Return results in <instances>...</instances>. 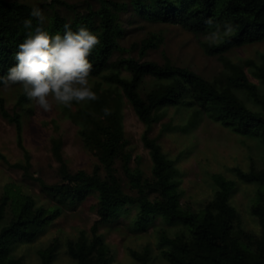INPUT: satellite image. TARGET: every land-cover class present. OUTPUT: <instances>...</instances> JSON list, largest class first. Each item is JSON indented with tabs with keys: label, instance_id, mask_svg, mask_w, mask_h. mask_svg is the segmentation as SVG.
<instances>
[{
	"label": "trees",
	"instance_id": "obj_1",
	"mask_svg": "<svg viewBox=\"0 0 264 264\" xmlns=\"http://www.w3.org/2000/svg\"><path fill=\"white\" fill-rule=\"evenodd\" d=\"M32 7L41 8L46 17L44 28L52 35L63 34L64 24L71 23L74 31L84 26L100 39L89 56L90 88L99 99L73 101L72 107H65L80 126L84 147L98 162L91 171L71 169L64 157V139L57 135L51 139V150L58 162V180L48 183L35 176L32 155L24 145V118L33 114L32 101L15 85L17 100L10 111L8 100L0 95V114L15 125L24 161L12 164L1 151L0 159L22 169L46 195V202H41L21 189L0 193V264H28L24 256L15 254L16 248L35 242L64 208L74 209L91 193L97 197L98 218L88 229L64 239L56 235L42 245L37 250L38 264H54L60 249L70 264H113L114 252L100 228L128 215V205L139 207L131 224L136 232L148 231L157 215H164L169 225L186 226L175 232L159 228L155 246L147 243L129 248L134 264H159L157 257L166 264H264V193L258 192L250 207L259 233L245 226L231 202L236 180L222 173L213 175L216 190L212 198L196 208L183 197L177 165L180 157L170 158L160 143V135L176 126L165 124L160 135L150 134L153 125L166 117L161 109L176 107L193 110L190 122L181 127L184 132L196 128L208 115L238 133L259 136L264 143V53L238 61L229 56L234 48L264 41V0H0V75L16 63L14 54L28 31L22 22L30 18ZM210 17L212 26L205 23ZM138 20L179 25L190 31L204 53L219 60L221 69L206 78L165 53L163 61L151 59L150 52L165 43L162 30L149 32L130 45L122 44L126 24ZM224 22H231L236 31L222 43L210 44L207 34L215 24ZM36 23L33 18L34 27ZM146 79L151 80L145 84ZM126 102L147 126L142 142L150 154V173L140 161L135 159L132 164L134 152L125 130ZM105 107L111 110L108 116L103 113ZM231 170L239 180L264 184V160L257 164L252 159L249 170Z\"/></svg>",
	"mask_w": 264,
	"mask_h": 264
},
{
	"label": "rangeland",
	"instance_id": "obj_2",
	"mask_svg": "<svg viewBox=\"0 0 264 264\" xmlns=\"http://www.w3.org/2000/svg\"><path fill=\"white\" fill-rule=\"evenodd\" d=\"M129 15H125L124 18ZM159 30L165 34V43L158 50L150 52L151 59L163 61L165 53L178 65L189 66L206 78H212L221 69L219 60L214 56L206 55L198 38L179 25L138 20L126 24L127 35L121 42L130 45L134 41H140L149 32ZM261 53H264V41L234 48L229 52V56L238 61L259 56ZM150 80L146 79L145 84ZM252 80L257 82L254 78ZM90 84L89 81V87ZM16 93L15 87L7 90L0 87V95L8 100L7 107L10 111L17 100ZM30 105L33 114L24 118V145L32 155L33 174L42 177L48 183L58 180V162L53 158L51 150V139L57 135L64 139L63 152L69 167L73 170L91 171L98 162L97 158L84 147L78 132L80 126L70 119L65 106L60 104L55 106L52 112L43 113L33 101ZM161 111H166V117L153 125L150 134L153 137L160 135L165 124L176 126L160 135V143L170 158L180 157L177 165L180 169L183 197L193 202L196 208H200L204 202L212 198L216 190L214 174L222 173L228 178L235 179L236 190L231 196V202L239 210L245 226L259 233L260 226L252 215L250 207L257 193H264V184L239 180L231 169L240 167L249 170L252 159L257 164H261L264 160L263 139L252 134L238 133L232 127L214 121L208 115L203 117L196 128L184 132L181 127L190 122L192 109L165 107ZM124 113L126 136L134 152L132 164L135 165L136 159L140 161V166L150 173V154L142 142V134L147 126L139 120L128 102L125 103ZM0 151L12 164L24 161L22 149L18 145L16 127L1 114ZM5 189L14 191L21 189L33 194L41 202H46V195L40 190L36 181L27 179L22 169L11 167L0 159V193ZM96 202V194L91 193L74 209L64 208L62 215L48 226L44 234L35 242L21 244L16 248L15 254L24 256L28 264H38L37 250L54 236L58 235L64 239L66 236L75 235L79 229H88L94 223L98 218ZM125 210H129L130 213L123 214L114 222L103 223L100 228L114 252L113 264H134L128 249L141 248L147 243L155 246L159 228L165 227L171 232L186 229L182 224L169 225L164 215H157L148 231L136 232L131 224L139 207L128 205ZM156 260L159 264H166L159 257ZM54 264H70V259L64 254L63 249H60Z\"/></svg>",
	"mask_w": 264,
	"mask_h": 264
},
{
	"label": "clouds",
	"instance_id": "obj_3",
	"mask_svg": "<svg viewBox=\"0 0 264 264\" xmlns=\"http://www.w3.org/2000/svg\"><path fill=\"white\" fill-rule=\"evenodd\" d=\"M29 17L22 22L28 31L14 54L16 63L0 75V85L5 90L20 85L23 94L43 113L52 112L60 104L70 108L73 101L98 100L89 87V56L100 44L98 35L84 26L74 31L71 23L64 24L63 34L52 35L44 28L46 17L39 7H32ZM33 18L37 21L35 27ZM205 23L212 26L214 21L210 17ZM235 31L231 22L217 23L206 39L216 45ZM103 113L108 116L111 110L105 107Z\"/></svg>",
	"mask_w": 264,
	"mask_h": 264
}]
</instances>
